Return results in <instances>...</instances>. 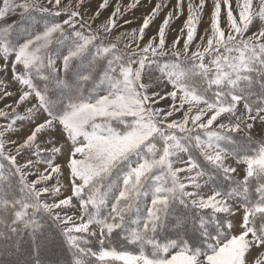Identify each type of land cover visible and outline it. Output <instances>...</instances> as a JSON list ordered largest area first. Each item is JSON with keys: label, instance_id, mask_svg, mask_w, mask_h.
Listing matches in <instances>:
<instances>
[{"label": "snow or ice", "instance_id": "snow-or-ice-1", "mask_svg": "<svg viewBox=\"0 0 264 264\" xmlns=\"http://www.w3.org/2000/svg\"><path fill=\"white\" fill-rule=\"evenodd\" d=\"M0 264H264V0H0Z\"/></svg>", "mask_w": 264, "mask_h": 264}, {"label": "rangeland", "instance_id": "rangeland-1", "mask_svg": "<svg viewBox=\"0 0 264 264\" xmlns=\"http://www.w3.org/2000/svg\"><path fill=\"white\" fill-rule=\"evenodd\" d=\"M95 5L93 4V7H94ZM150 7V5H146V7H144V8H141V9H139L137 12H135V16L137 17V23H139V17L142 15V14H144V13H146L147 11H148V8ZM105 15H107V13H105ZM157 23H159V21H157ZM136 25H132L131 27H135ZM153 27V30L155 29V25H153L152 26ZM176 27H178V25H176ZM173 35H175V32H173V33H171L170 34V36H169V38L171 39V37L173 36Z\"/></svg>", "mask_w": 264, "mask_h": 264}]
</instances>
